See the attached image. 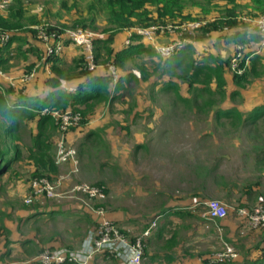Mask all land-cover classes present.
Returning <instances> with one entry per match:
<instances>
[{"label":"rangeland","instance_id":"obj_1","mask_svg":"<svg viewBox=\"0 0 264 264\" xmlns=\"http://www.w3.org/2000/svg\"><path fill=\"white\" fill-rule=\"evenodd\" d=\"M15 1L0 0V14L6 16ZM19 2L22 27L0 31L8 35L21 33L38 43L42 42L37 37V31L41 28L53 26L63 31L82 27L96 36L104 34L102 28L108 25L104 20L105 13L96 0ZM234 5L239 20L237 29L255 26L256 19L264 14V0H212L206 12L197 5L187 3L183 12L190 13V18L155 21L147 25L135 23L133 27H124L119 31L112 43L113 51L121 41L129 39L134 29L152 26L153 38L152 41L148 40L157 55L161 48L178 42L191 43L198 57L217 51L224 58L230 55L232 57L225 73L227 81L222 88L224 94L205 92L204 96H194L186 92V82L176 75L165 73L162 77L157 72H150V67L147 69L150 72L147 79H132L125 84L126 87L113 90L117 96L106 103L78 106L80 111L87 110L83 116L81 114L80 121L65 127L63 123L60 127L62 120L59 115H71L75 111L70 107L63 111L54 110L57 127L46 128L45 132L39 134V139L44 140L38 144L34 142L38 133L36 120L16 118L17 128L7 137L11 136L12 144L9 146L14 151L16 144L20 157L0 175V254L5 243L12 251L14 246L11 239L15 234L20 233L24 237L37 232V237L26 247L19 244L15 246L17 250L14 249L10 257L5 255L6 261L15 258L14 264H41L37 255L48 246L57 245L67 249L80 246L88 230L95 225L94 217L83 215L84 218H80L81 213H86L85 209H88L83 200L92 204L100 203L106 214L123 209V219L118 221L115 218V222L131 237L139 234L155 219L157 230H153L155 234L147 241L146 251H160L159 264L194 263L196 257L203 260L201 264H232V261L206 263L204 259L223 251L226 245L233 246L238 258L255 248L258 241H263L264 225L249 226L245 217L237 215V208H264V119L257 121V128L252 124L232 127L227 123L229 119L223 116L216 118L213 111L201 103L203 100H213L218 105H236L241 109L264 103V60L263 70L258 69V75L251 73L248 80L243 81V86L237 85L231 80L235 70L231 61L238 48L242 49L245 44L228 42L233 30L224 28L203 33L197 28L199 24L219 14L221 8ZM93 14L95 16L91 21ZM77 20L86 22V25L74 24ZM181 23L184 24L179 25ZM262 41L261 37L259 49L264 52ZM22 46L26 47V44L22 43ZM3 52L1 50V54ZM158 57L161 61L165 58L160 54ZM154 59L158 61L157 57ZM70 63L67 62L64 67ZM244 63L248 64V58ZM48 64L45 56L39 54L13 57L8 65L0 66V87L4 94L13 97L19 91L28 95L42 93L48 87L45 83L47 72L44 68L42 70V65L44 67ZM147 65L151 66L152 63L147 62ZM75 69L68 70L69 75L75 74L78 68ZM119 69L123 75L132 69L137 77L141 75L139 68L131 62H126ZM102 71L104 69H99L97 73ZM106 72L112 76L108 68ZM161 77L177 79L182 86L183 96L196 100L198 104L192 106L189 102L176 100L173 90L161 89ZM78 80V76H74L63 82L73 85ZM9 88L12 90L9 91ZM234 89L239 90V93L231 97L229 94ZM12 121L6 124V128ZM60 142L76 149L75 163L56 162ZM42 154H46V160ZM42 174L52 179L63 175L64 180L55 188L53 196L38 197L37 203L52 209L62 206L64 214L30 222L23 215L29 208L25 195L32 178ZM79 183L103 185L104 198L97 201L70 193L71 187ZM200 197L223 203L227 207L226 215L217 219L200 216L202 200L193 204ZM190 202L191 207H188ZM162 203H172L185 210V213L170 219V210L180 211L172 207L163 209L159 216L155 213ZM74 208L78 209L75 210L77 212L71 213ZM167 219L171 220L170 227L159 230V225ZM9 239L10 242H6ZM255 251V256L260 257L261 249L257 246ZM148 262L149 254L145 263ZM95 264L121 263L97 255Z\"/></svg>","mask_w":264,"mask_h":264},{"label":"trees","instance_id":"obj_2","mask_svg":"<svg viewBox=\"0 0 264 264\" xmlns=\"http://www.w3.org/2000/svg\"><path fill=\"white\" fill-rule=\"evenodd\" d=\"M100 4V9L105 13L106 27L102 28L104 34L99 33L94 37V54L95 60L98 66L94 70H88L84 63V51L79 44H74L77 47L78 54L70 60L71 63L64 67L67 63L64 60V49L58 53L49 55L46 60L49 62V70L46 77V85L50 88L42 93L28 95L24 91H19L13 97H7L0 87V175L4 173L12 162L19 159L20 150L15 145L14 151L10 148L9 144H12L10 137L17 128L16 118H34L36 120V126L38 133L35 139V144H38L44 140L39 139V134L45 132L46 128L57 127L52 111L54 110H66L67 107L72 108L74 111H78L77 108L80 105L91 106L98 102H107L108 100L117 96L113 94V90L120 87H126L132 79L145 80L149 77L150 72H157L162 76L165 73L176 75L179 79L186 82L185 90L188 93H193L194 96H204L205 92H214L224 94L222 89L226 83V66L232 56L224 58L220 51L209 52L205 56L198 57L192 50L191 43H184V45L177 49L170 56L159 59L157 51L150 46V41H146L136 31H132L129 38V43H126V39L123 40L122 46L115 48L112 51V43L116 38L117 33L123 30L124 27L131 28L135 23L150 24L152 22H167L175 18L185 20L190 18V13H184L185 5L192 4L197 5L203 11H207L212 0H96ZM259 2L260 0H254ZM93 7L92 5H89ZM95 7V4H94ZM234 6H225L220 9L219 14L214 18L206 20L202 24H199L197 28L201 29L203 33L210 32L212 30H222L224 28L233 30V33L229 35L228 42H236L243 45V55L239 59L240 66L245 67L242 73L234 72L231 75V80L240 86H243V81L248 80V75L253 73L258 75L261 70L264 60V52L259 48L260 34L255 26L243 29H237L238 18L236 9ZM153 8V9H152ZM21 4L19 0L10 5L7 15L0 14V29H12L15 27H22L21 23ZM95 14L91 15L90 20L94 19ZM134 17V18H133ZM81 23L86 25V22L77 20L74 24ZM51 26L48 29H54ZM235 40V41H233ZM35 41V40H34ZM32 41L27 38L26 35L17 33H11L10 38L5 44H0V66L9 64V60L20 55L27 57L29 55L45 56V45L43 41ZM253 42V45H251ZM15 43V44H14ZM22 43L26 44V47L22 46ZM69 42H66L68 44ZM249 45H246L248 44ZM257 43L256 46L254 44ZM71 44V43H69ZM12 46V47H10ZM10 48L14 51L11 52ZM1 50H4L1 54ZM144 55L147 57L144 58ZM158 58V61L154 58ZM161 58V57H160ZM248 58V64L244 61ZM126 62H131L135 67L141 71L140 77H137L135 71L129 70L124 75L120 74L119 67L123 68ZM147 62H151L152 65H147ZM107 63H114L118 70V79L113 82V77L106 72ZM11 64V63H10ZM245 64V65H244ZM151 67V71L147 69ZM42 68L47 72L46 66L42 65ZM76 73L69 75L68 70H76ZM230 68V67H229ZM104 69V72L97 73V71ZM176 70L178 72L176 73ZM263 70V68H262ZM78 76L79 80L73 84L68 85L64 83V80ZM163 77V76H162ZM161 77V78H162ZM161 89L173 90L175 92L176 100L182 102H189L190 105L196 106L198 104L196 100L190 97L183 96L181 93V87L179 81L172 79L162 78L160 81ZM111 85L113 87H111ZM113 88V89H112ZM22 89V88H21ZM12 88H9V91ZM119 92V91H118ZM239 93V90L234 89L229 94L231 97ZM11 96V94H9ZM195 99V97H194ZM204 107L209 111H213L216 118L223 116L228 120L232 127H243L254 125L257 128V121L264 119V103L256 104L250 109H241L236 105H223L216 104L213 100L202 101ZM200 103V104H201ZM43 108L49 109L51 112L42 114ZM87 111V110H86ZM85 110L80 111V115L86 113ZM38 115V117H37ZM82 118V117H81ZM13 120L9 127L6 124ZM81 120V119H80ZM44 160H46V154H42ZM42 168H45L42 165ZM43 175V174H42ZM28 209H33L34 214L46 213V206H41L34 201L27 204ZM51 211H48L50 213ZM21 219V218H19ZM263 245L259 248L262 251L260 257L253 258L249 252L242 255V259L237 262L236 259L232 260V264H264V234ZM260 245L258 241L257 246ZM50 248L57 247L48 246ZM67 264V263H62Z\"/></svg>","mask_w":264,"mask_h":264},{"label":"built area","instance_id":"obj_3","mask_svg":"<svg viewBox=\"0 0 264 264\" xmlns=\"http://www.w3.org/2000/svg\"><path fill=\"white\" fill-rule=\"evenodd\" d=\"M183 24L184 23H181L179 25ZM255 27L260 34V37L263 39V44L264 14L256 19ZM48 28L50 27H45L44 29L41 28L37 31V37L43 41L45 45V58L49 55L60 53L64 49L65 43L69 42L81 45L84 51V63L88 70H94L98 66L94 54L95 34L92 31L82 27H75L63 31L58 30L57 28ZM183 28L185 27L183 26ZM134 30L146 41H149L148 39L152 41V34L154 32L152 26L148 28H137ZM0 32L1 43L5 44L10 38V35L3 31ZM126 43H129V39H126ZM183 45L184 43L182 42L166 45L160 49L159 54L166 58ZM242 49L238 48V52L231 61V65L235 69L234 71L238 73H242L245 69V67L240 66L238 61L242 58ZM107 68L110 73H112L113 82H116L118 79L116 66L114 63H107ZM47 112L51 111L47 108H43L41 111L42 114ZM53 112L54 111H52V114L55 116V113ZM59 117L60 120H62L59 125L60 127L63 123L65 124V127L68 124H73L75 121H80L81 119V115L78 111H75L71 115L62 113ZM68 161L72 163L76 162V149L73 146H65L60 142L56 153V162L64 163ZM63 180V175L57 176L55 179H52L47 175L33 177L29 184V191L25 195V202L29 204L36 201L38 197L53 196L55 188ZM69 192L99 201L105 196V187L103 185H87L85 183H79L73 185ZM83 202L86 208H90L89 210L95 213L97 221L95 225L88 230L81 245L76 249H67L65 247L44 248L43 251L37 255L38 261H40L41 264H62L71 262H74L75 264H94L95 257L100 255L107 259H115L121 264H145L147 238L156 226L155 219L139 234L131 237L126 231L122 230V227L107 216L105 208L100 203L92 204L85 200H83ZM200 204L202 205V217L217 219L226 215L227 207L218 200L206 199L201 201ZM237 215L245 217L246 222L251 227L264 225V208L261 206H257L251 210L238 207ZM237 255L238 253L233 246L226 245L223 251L213 253L211 256L207 257V260L211 263H227L236 259Z\"/></svg>","mask_w":264,"mask_h":264},{"label":"crops","instance_id":"obj_4","mask_svg":"<svg viewBox=\"0 0 264 264\" xmlns=\"http://www.w3.org/2000/svg\"><path fill=\"white\" fill-rule=\"evenodd\" d=\"M27 38H29V37H27ZM30 39V38H29ZM122 43H123V41H121L119 44H118V47H121L122 46ZM10 47H12V46H10ZM10 51L11 52H13L14 50L12 49V48H10ZM76 52H78V50H77V47L73 44V43H71V44H66L65 45V47H64V52H63V57H64V60H66L67 62H69L71 59H72V57H74V56H76L77 54H75ZM19 56H22V55H20L19 54ZM13 57H14V55L12 56V58L9 60V62L13 59ZM48 62V61H47ZM46 66V65H45ZM46 69H47V73L48 72H50V70H49V64H48V66H46ZM42 70H43V68H42ZM48 89H50L49 87H46L45 88V90L44 91H47ZM258 105V104H257ZM251 107H253V106H251ZM250 107V108H251ZM249 108V109H250ZM200 200H205V199H202V197H200V198H198L197 200H195V202H193V204H197L196 203V201L198 202H200ZM190 205L188 206V207H191V204H192V202H190L189 203ZM162 206L161 207H159L158 209H156L157 211H156V213L155 214H158L159 215V213L163 210V209H166V208H172V207H175L172 203L171 204H165L164 205V203H162L161 204ZM171 205V206H170ZM195 205H192V206H195ZM177 210H180L179 212H177V211H175V210H170V212H169V216H170V219H172L174 216L176 217V216H178V215H181V214H184L185 213V210H181V209H179V208H177V207H175ZM69 209V208H68ZM33 209H27L26 211H25V213H23V215L24 216H26V219H28V221H30V222H32L33 220H36V219H47V218H56L57 216H60V215H62V214H64V209H63V207L62 206H57V208L56 209H52V208H49V207H46V210H47V212L46 213H43V214H34L33 213V211H32ZM75 210H78L77 208H74L72 211H71V213H76L77 211H75ZM108 210V209H107ZM48 211H51L50 213H48ZM85 211H86V213H81V215H80V218H84V216H87V217H89V218H93L94 217V219H95V223H96V221H97V218H96V216H95V213L94 212H92V211H90L89 209H85ZM80 212V211H79ZM108 212V211H107ZM110 213V214H109ZM189 213H191V211H189ZM122 214H124L123 213V209H121V211L120 212H108L107 213V215L110 217V218H112L114 221L117 219L118 221L119 220H122L123 219V215ZM199 214H200V216H202L201 215V211L199 212ZM84 215V216H83ZM89 215V216H88ZM160 216V215H159ZM168 216V217H169ZM116 218V219H115ZM164 220L160 225H159V230H160V228H164V227H166V228H168V227H170V225L169 224H171V220ZM174 220V219H173ZM160 222V221H159ZM148 226V225H147ZM146 226V227H147ZM33 228H37V227H33ZM153 230H157V228L155 229V227H154V229ZM153 230H152V232H151V234L149 235V237L147 238V241L151 238V236H153L154 234H155V231L153 232ZM158 230V231H159ZM157 231V232H158ZM36 232V231H35ZM36 237H37V232H36V234L35 233H30V234H27V236H24L23 237V234H18V235H16L15 234V236H13L12 237V241L11 242H13L12 244H13V246H14V248L12 249V251L14 250V249H16V247L15 246H17L18 244L19 245H21V246H25L26 247V245H28L29 244V242H31V240H36ZM47 238H49V235H48V237ZM6 242H10V239L9 240H6ZM6 244V243H5ZM3 245V248L1 249L2 251H1V254H0V264H14V262H15V258L13 259V261H6V259H5V255L6 254H8V256L10 257V255H11V249H8L7 248V245ZM147 245H148V243H147ZM261 245H263V242L261 241L260 242V245L258 246V247H260ZM147 247V246H146ZM255 249H257V245H256V247L255 248H251L250 250H248V251H246V253L247 252H249L250 253V255L253 257V258H255L256 256H255ZM260 249V248H259ZM17 250V249H16ZM15 251V250H14ZM148 254H149V262H148V264L151 262V264H159V262H158V256H159V254H160V251H155V250H153V251H149V253H148V251H146V260L148 259ZM242 259V255H239V257L238 258H236V260H237V262L238 261H240ZM146 260H145V262H146ZM202 259H200V257H196V260L194 261V263L192 262V263H188V264H201L202 263ZM204 261L206 262V263H208V260H207V258L206 259H204ZM94 264H95V261L93 262ZM146 264V263H145Z\"/></svg>","mask_w":264,"mask_h":264}]
</instances>
